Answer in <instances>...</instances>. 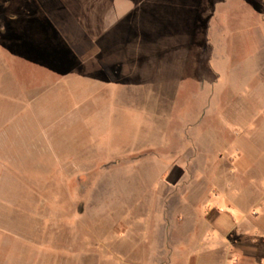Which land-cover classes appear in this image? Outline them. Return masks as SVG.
Returning a JSON list of instances; mask_svg holds the SVG:
<instances>
[{
  "label": "rangeland",
  "instance_id": "1",
  "mask_svg": "<svg viewBox=\"0 0 264 264\" xmlns=\"http://www.w3.org/2000/svg\"><path fill=\"white\" fill-rule=\"evenodd\" d=\"M48 2L0 0V264H117L165 242L163 226L231 212L218 198L237 183L235 196L264 191V89H232L227 73L246 19L217 34L210 0H176L170 37L137 25L122 39L121 26L100 38L124 41L104 73L85 74L89 40ZM152 60L169 88L147 87Z\"/></svg>",
  "mask_w": 264,
  "mask_h": 264
},
{
  "label": "crops",
  "instance_id": "2",
  "mask_svg": "<svg viewBox=\"0 0 264 264\" xmlns=\"http://www.w3.org/2000/svg\"><path fill=\"white\" fill-rule=\"evenodd\" d=\"M175 1L49 0L48 3L52 9L55 7L56 10L65 11L67 14L66 21L69 20L77 28L80 37L89 40L87 56L82 61L80 60L84 68L82 70L86 74L104 73L100 61L109 58L112 51H120L122 48L123 40L120 47L108 46L104 49L102 43L99 44L103 34L111 33L114 37L121 35L122 39L123 37H132V35L136 37L134 27L145 25L148 30H151V33L147 32V37H170L163 27L170 22L171 6L175 4ZM222 1L210 0L211 13L216 17L214 25L217 34L221 23L226 26H235L238 23L244 25L243 22L239 21L246 19L249 24L248 29L240 32L241 53H237L235 56H240L242 60L236 63L232 62L227 67V73L230 75V87L232 89H264V3H260L259 0H253V2H250L252 0H245L246 3L243 1L240 4H231L227 1L226 14H223L222 11L225 9H223ZM121 26L123 33L118 34ZM231 33L234 34L233 31ZM113 41L115 40L113 39ZM234 52H227V59ZM151 54H153L152 58L159 57V55L156 56L154 49L151 50ZM168 54L170 53H166V57ZM177 55L179 54L177 53ZM164 56H161L162 59ZM113 65L121 66L122 64L117 61ZM148 67L146 73L149 75V79L160 77L147 87L153 89L169 88V85L166 86L168 81L165 82L163 78L167 64L163 60L158 62L152 60ZM236 74L242 75L241 81L234 79L233 76ZM253 84L257 86H253ZM247 143V141L243 143L242 146L244 147H240L239 150L243 156L241 161L242 172L249 168L247 163L245 164L246 160L242 151L248 147ZM259 167L258 165L257 168L259 169ZM236 185L232 186L233 191L236 189ZM233 191L224 199L218 198L219 202L227 205V209H232L231 212L214 210L213 212H205L204 215L199 212L198 217L204 218L207 226L194 224L192 227L186 228L183 223L182 225L175 224L172 227L163 226L170 228L172 233L165 242L163 240L161 243L148 244L146 253L137 254V257L132 255L127 258L120 251V256L115 258L117 264H264V228L258 224L260 218L257 214L253 216L248 206L239 205L240 202H249L252 204L251 206L257 203L264 206V191L259 192L254 189L255 192H259V195L252 199L235 196ZM168 217L170 215H167ZM175 223L178 222L175 221ZM165 234L168 235L167 232ZM190 234L193 237L189 242Z\"/></svg>",
  "mask_w": 264,
  "mask_h": 264
}]
</instances>
